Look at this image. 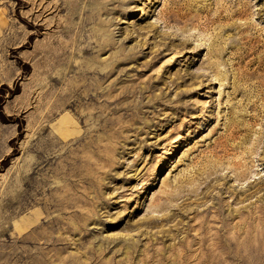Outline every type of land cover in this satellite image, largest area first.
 I'll list each match as a JSON object with an SVG mask.
<instances>
[{
    "label": "rangeland",
    "instance_id": "rangeland-1",
    "mask_svg": "<svg viewBox=\"0 0 264 264\" xmlns=\"http://www.w3.org/2000/svg\"><path fill=\"white\" fill-rule=\"evenodd\" d=\"M0 264H264V0H0Z\"/></svg>",
    "mask_w": 264,
    "mask_h": 264
}]
</instances>
